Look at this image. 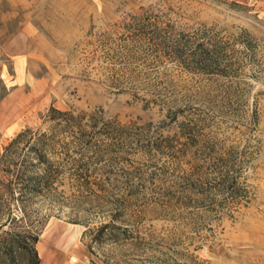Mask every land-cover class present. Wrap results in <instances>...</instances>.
I'll list each match as a JSON object with an SVG mask.
<instances>
[{"label": "rangeland", "instance_id": "rangeland-1", "mask_svg": "<svg viewBox=\"0 0 264 264\" xmlns=\"http://www.w3.org/2000/svg\"><path fill=\"white\" fill-rule=\"evenodd\" d=\"M71 262L264 264V0H0V264Z\"/></svg>", "mask_w": 264, "mask_h": 264}, {"label": "trees", "instance_id": "trees-1", "mask_svg": "<svg viewBox=\"0 0 264 264\" xmlns=\"http://www.w3.org/2000/svg\"><path fill=\"white\" fill-rule=\"evenodd\" d=\"M137 25L142 29L150 26L148 22H137ZM152 25V24H151ZM153 34V35H152ZM155 35V38L153 37ZM140 38L147 41L148 39H158V46L168 50L171 57L180 65L190 69L191 71L204 73H228V63L226 60L227 49L223 42L217 41L211 36L208 31L192 34L181 32L180 35L168 36L163 35L159 28H155L152 32L142 30ZM82 153V152H80ZM79 166L84 170L89 169V161L82 160ZM97 183V182H96ZM88 184V182H87ZM99 184V183H97ZM105 185H102V187ZM104 191L106 190L103 187ZM91 193V192H90ZM109 226H106L108 228ZM38 236H33V241L36 242ZM27 245V244H26Z\"/></svg>", "mask_w": 264, "mask_h": 264}, {"label": "crops", "instance_id": "crops-1", "mask_svg": "<svg viewBox=\"0 0 264 264\" xmlns=\"http://www.w3.org/2000/svg\"><path fill=\"white\" fill-rule=\"evenodd\" d=\"M24 99H27L25 96L22 98V101L21 102H24L25 100Z\"/></svg>", "mask_w": 264, "mask_h": 264}, {"label": "bare ground", "instance_id": "bare-ground-1", "mask_svg": "<svg viewBox=\"0 0 264 264\" xmlns=\"http://www.w3.org/2000/svg\"><path fill=\"white\" fill-rule=\"evenodd\" d=\"M62 264H66V263H62ZM69 264H74L73 262L69 263Z\"/></svg>", "mask_w": 264, "mask_h": 264}]
</instances>
